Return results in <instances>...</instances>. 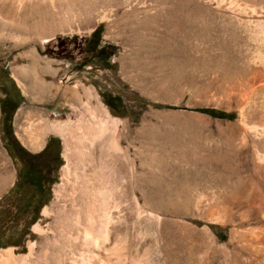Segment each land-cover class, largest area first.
Masks as SVG:
<instances>
[{
  "label": "rangeland",
  "instance_id": "374dc122",
  "mask_svg": "<svg viewBox=\"0 0 264 264\" xmlns=\"http://www.w3.org/2000/svg\"><path fill=\"white\" fill-rule=\"evenodd\" d=\"M94 1L33 4L25 28L0 14V254L30 264H258L244 238L262 228L244 199L264 175L237 158L240 146L264 144L239 109L260 85L245 65L258 46L216 0H100L89 10ZM238 3L240 18L256 7L264 21V0ZM103 112L119 119L108 131ZM114 130L127 153L136 146V190L128 173L109 187L94 172L107 157L98 143ZM51 138L59 142L45 152Z\"/></svg>",
  "mask_w": 264,
  "mask_h": 264
},
{
  "label": "bare ground",
  "instance_id": "6f19581e",
  "mask_svg": "<svg viewBox=\"0 0 264 264\" xmlns=\"http://www.w3.org/2000/svg\"><path fill=\"white\" fill-rule=\"evenodd\" d=\"M41 1H47L50 2L51 4L55 3V0H0V14L5 15L9 18H13V20H9V18L6 19L2 18L1 20H3V22L11 24V25H15V26H23V23H21L20 18L23 15V12L26 11L25 9H27L26 7L31 6L33 4H38L41 3ZM87 1V0H86ZM172 1V0H171ZM212 1V0H211ZM215 1V0H214ZM217 3V8L222 10V11H227L228 13H231V18L232 16L236 19V21L238 20L239 23L242 25L241 27H243L244 31L249 35L250 41H252V44H255L256 47L258 46L256 53L251 57H247V61H246V67L249 71V74H251L250 76H252L253 80H257L260 82L259 88L257 87V90L249 92V95L246 98L245 96V100L244 102H242L239 106L240 112H241V125L243 127V129L245 130L246 133L250 134L252 137L255 138H263L264 137V51L263 49H261V46H264V21L261 20V18H259L258 14H256L257 12V8H253L251 10V15L249 16L248 19L243 20L242 18H240L238 16V14H240L239 12L245 10L246 8L242 9L239 8L240 4L238 3V0H216L215 1ZM240 2V1H239ZM49 3V4H50ZM89 3V2H88ZM91 3V2H90ZM99 3H101L100 0H95L94 2H92V4H90L89 10H92L93 7H95L97 4L99 5ZM119 3V2H118ZM182 3V2H181ZM172 4V3H170ZM177 4V3H176ZM88 5V4H87ZM213 5V4H212ZM86 6V5H84ZM176 6V5H175ZM171 6V9L169 10V14L171 15V18L168 16V18H170V20L176 23V18H177V8ZM200 7V6H199ZM201 8V7H200ZM32 9H34V7H32ZM37 9V8H36ZM196 9V8H195ZM88 10V11H89ZM217 10V9H216ZM261 10V8H260ZM134 11V9H133ZM29 12V11H28ZM33 12V11H31ZM225 12V13H227ZM248 12V13H249ZM34 13V12H33ZM35 13H37L35 11ZM40 13V12H38ZM92 13V12H91ZM183 13V12H182ZM198 13V12H196ZM200 13V12H199ZM220 13H223L220 11ZM26 14V13H25ZM229 15V14H227ZM26 16V15H25ZM2 17V16H1ZM0 17V18H1ZM29 17V16H28ZM26 16V18H28ZM230 17V15H229ZM228 17V19H229ZM247 17V16H244ZM6 18V17H5ZM24 18V17H22ZM33 18V17H31ZM29 18V19H31ZM233 18V19H234ZM28 19V21H29ZM45 19V18H44ZM22 20V19H21ZM169 20V22H171ZM13 21V22H12ZM92 18H87L86 19V25H89L88 27H90L91 23H92ZM233 23V21H231ZM21 23V24H20ZM235 23V22H234ZM238 23V22H237ZM25 25V24H24ZM170 25V24H169ZM236 25V23H235ZM238 25V24H237ZM37 26V25H36ZM180 26V24H179ZM239 26V25H238ZM14 27V26H13ZM175 29V26H173ZM21 28H25L21 27ZM179 28V27H178ZM177 28V29H178ZM19 29V28H18ZM173 29V30H174ZM242 29V28H241ZM243 31V30H242ZM241 31V32H242ZM242 35V34H241ZM243 36V35H242ZM241 37V36H240ZM247 37V36H246ZM248 38V40H249ZM242 39V37H241ZM244 39V38H243ZM247 39V38H246ZM246 40V42L248 41ZM174 41V40H173ZM172 41V42H173ZM175 42V41H174ZM249 44V43H248ZM254 45V46H255ZM253 46V45H252ZM251 47V46H250ZM249 48V47H248ZM252 48V47H251ZM255 48V47H254ZM253 49V48H252ZM250 51V50H249ZM255 51V50H254ZM200 52V51H199ZM247 54V51H245ZM252 52V50H251ZM250 53V52H249ZM246 56V55H245ZM248 56V55H247ZM250 56V55H249ZM244 62H242L243 65ZM246 69V68H245ZM246 69V70H247ZM244 70V71H246ZM245 74V73H244ZM248 74V73H247ZM240 75V74H239ZM240 77V76H239ZM241 78V77H240ZM251 78V79H252ZM240 80V79H239ZM245 81V80H244ZM249 81V80H248ZM253 84V83H252ZM255 84V83H254ZM233 86V85H232ZM248 86V85H247ZM255 85H253L252 87H254ZM238 90V89H236ZM240 90H242L240 88ZM73 92V91H71ZM78 92V91H77ZM80 92V91H79ZM78 92V93H79ZM241 92V91H240ZM246 92V91H245ZM75 94V93H74ZM247 94V93H246ZM232 95V94H231ZM240 95V94H239ZM78 96V95H77ZM224 96V95H223ZM229 96V95H228ZM235 96V95H234ZM236 97V96H235ZM234 97V99H235ZM238 98V97H237ZM258 98V101L255 103L254 106L252 105V101H255V99ZM241 99V98H240ZM233 100V99H232ZM239 100V99H238ZM242 101V99H241ZM240 102V101H239ZM233 103V102H232ZM239 104V103H238ZM253 107V108H252ZM96 108V107H95ZM236 108V107H235ZM252 108V112L249 111V109ZM99 110V109H98ZM104 110V109H103ZM101 111V110H100ZM84 112V111H83ZM102 112V111H101ZM105 112V111H104ZM103 112V117L100 120L101 125L103 126V130H107L109 129V124L108 122H113L115 125L118 124L119 119L115 118L114 116H109L108 113H104ZM107 112V111H106ZM82 119V118H81ZM121 121V120H120ZM95 122V121H93ZM239 122V121H238ZM87 126V124H86ZM99 126V125H98ZM130 126V125H129ZM85 127V126H84ZM96 127V126H94ZM97 128V127H96ZM59 129V128H58ZM114 129V128H113ZM130 132H134V128L130 127ZM51 130H55V128H51ZM63 130V129H61ZM91 130V129H90ZM98 131V130H97ZM100 131V130H99ZM91 132V131H90ZM132 132V133H133ZM88 133V132H87ZM94 133V132H93ZM107 134V133H106ZM110 134V133H109ZM107 134L108 136H105V138L100 139L99 143H98V147L96 148V151L100 150L99 154L101 157H106L104 158L99 164H101V170H98L95 166L94 172L95 171H99L100 172V177L104 178L105 180V184L109 187H111L110 185L113 183V181L115 182L116 179L118 178H122L125 174H129V178L130 180L128 181V183H130V186L136 190L137 188V183H138V168H137V149L135 144L131 145V151L129 149L128 153L127 151H125L123 149L122 145V136L120 133L117 132V130H114V133H111L110 135ZM99 135L102 136V134L99 133ZM133 135V134H132ZM246 135V134H245ZM88 136V135H87ZM103 137V136H102ZM135 137V135H134ZM131 138V137H130ZM133 138V137H132ZM138 139V138H137ZM135 140V139H134ZM256 141V140H255ZM32 142H37L35 140H33ZM247 142V141H245ZM255 143V142H254ZM248 144V143H247ZM251 144V143H250ZM41 146V145H40ZM240 148H242L241 150V156L237 157V158H241L242 161L245 162V164H252V169L254 170V172L258 175L263 174L264 175V144L263 145H256L253 144L251 146L248 145H244L243 147L240 146ZM126 149V148H125ZM93 153V152H92ZM96 153V152H95ZM239 155V154H238ZM94 156H91V162L94 163ZM97 156V155H96ZM95 156V157H96ZM139 157V156H138ZM89 159V158H87ZM96 159V158H95ZM99 159V157H98ZM239 160V159H238ZM82 162V161H81ZM97 163V160L95 161ZM243 162V163H244ZM96 165V164H95ZM78 166V165H77ZM99 166V165H97ZM248 167V166H247ZM93 168V167H92ZM240 168V166H239ZM245 168V167H243ZM249 168V167H248ZM67 169V168H66ZM246 169V168H245ZM70 170V169H68ZM242 171V170H241ZM240 171V172H241ZM70 172V171H69ZM245 172V171H244ZM68 173V172H67ZM98 173V172H97ZM239 174V173H238ZM245 174V173H244ZM102 175V176H101ZM240 175V174H239ZM250 175V174H248ZM241 176V175H240ZM254 176V175H253ZM262 176V175H261ZM93 177V176H92ZM124 177L127 178V176L125 175ZM248 176L246 175V178ZM263 181L262 184H251V187L249 188V190L247 189V187L243 186L242 188H246V190H248L247 195L245 197V202L246 205L248 207V211L250 214V217L254 220H256V223L261 224V230L259 231H253V233H251L249 236H247L246 238H244L245 241V245L247 250L249 251V253L251 254L250 257H252V260H254L255 262L253 263H258V264H264V176H262ZM210 178V177H209ZM249 178V177H248ZM247 178V179H248ZM93 179H95V177H93ZM100 179V178H99ZM98 179V180H99ZM257 179V178H256ZM259 179V178H258ZM92 180V179H91ZM97 180V178H96ZM120 180V179H119ZM124 180V179H122ZM128 180V178L126 179ZM209 180V179H208ZM241 180V179H240ZM253 180V179H252ZM94 181V180H93ZM125 181V180H124ZM203 181V180H202ZM206 181V180H205ZM210 181V180H209ZM208 181V182H209ZM217 185V187L220 188L221 183H217V181L215 179H212L211 182ZM244 181V180H243ZM249 181V180H248ZM104 182V181H103ZM121 182V180H120ZM245 182V181H244ZM119 183V182H118ZM125 183V182H124ZM212 183V184H213ZM101 184V183H100ZM123 184V183H122ZM126 184V183H125ZM124 184V186H125ZM210 184V183H209ZM121 185V184H120ZM127 185V184H126ZM129 185V184H128ZM127 185V186H128ZM139 185V184H138ZM249 185V184H248ZM105 186V185H104ZM118 186V185H117ZM116 186V188H117ZM122 186V185H121ZM209 186V185H207ZM139 187V186H138ZM114 188V187H112ZM112 188H110L112 190ZM129 187H127L128 189ZM216 188V186H215ZM106 189H109L106 187ZM138 189V188H137ZM210 189V188H209ZM217 189V188H216ZM134 190H132L133 192H135ZM246 190H242V191H246ZM116 191V190H114ZM130 191V190H129ZM138 191V190H137ZM207 191V190H206ZM218 191V190H217ZM241 191V192H242ZM131 192V191H130ZM131 192V193H133ZM111 193V192H110ZM218 193V192H217ZM245 193V192H243ZM109 194V193H107ZM116 194V193H115ZM111 195V194H110ZM132 195V194H131ZM136 195V194H135ZM134 195V197H135ZM239 195V193H238ZM133 196V195H132ZM210 196V194H209ZM205 191L204 193H202V197L201 200L204 201L203 203H205V199L207 197H209ZM211 197V196H210ZM222 197V196H221ZM240 197V196H239ZM136 198V197H135ZM238 198V196H237ZM107 199V198H105ZM111 199V198H110ZM208 199V198H207ZM231 199V198H230ZM235 199V198H234ZM240 199V198H239ZM243 199V198H242ZM211 200V199H210ZM236 200V199H235ZM207 202V201H206ZM211 202V201H210ZM235 202V201H234ZM233 202V203H234ZM242 202V201H241ZM107 205V203H106ZM220 205V204H219ZM244 205V204H243ZM202 206V204H201ZM215 206V205H214ZM223 206V205H222ZM230 206V205H229ZM205 207V206H204ZM218 207V206H216ZM227 207V206H225ZM243 207V206H242ZM245 207V206H244ZM243 207V208H244ZM228 208V207H227ZM233 208V207H232ZM236 208V207H235ZM226 209V208H225ZM224 212V209H222ZM247 211V212H248ZM245 213V212H244ZM210 216H212V218H215L217 220H222L223 219V214L222 211L219 208H214L211 209V211L208 213ZM248 215V214H247ZM228 216V215H227ZM226 217V216H225ZM249 217V216H248ZM227 218V217H226ZM229 218V217H228ZM228 220V219H227ZM253 220V221H254ZM214 221V220H213ZM232 221V220H231ZM248 222V221H247ZM221 223V222H220ZM231 223V222H230ZM250 223V221H249ZM36 229H39V227H36ZM260 229V228H259ZM243 240V239H242ZM59 250V249H58ZM32 253V252H31ZM251 262V261H250ZM0 264H30L29 262V255H25V256H17L13 253L12 249H6L3 250L0 254ZM35 264V263H34Z\"/></svg>",
  "mask_w": 264,
  "mask_h": 264
},
{
  "label": "trees",
  "instance_id": "16d2710c",
  "mask_svg": "<svg viewBox=\"0 0 264 264\" xmlns=\"http://www.w3.org/2000/svg\"><path fill=\"white\" fill-rule=\"evenodd\" d=\"M4 113H6V110L4 109ZM59 142L58 138H51L48 145L45 148V152H50L53 151L57 145V143Z\"/></svg>",
  "mask_w": 264,
  "mask_h": 264
}]
</instances>
